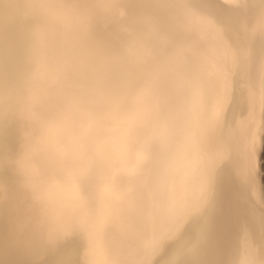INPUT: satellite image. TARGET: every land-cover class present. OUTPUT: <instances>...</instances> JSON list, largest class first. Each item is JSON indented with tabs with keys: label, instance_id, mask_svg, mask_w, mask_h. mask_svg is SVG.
I'll return each mask as SVG.
<instances>
[{
	"label": "bare ground",
	"instance_id": "bare-ground-1",
	"mask_svg": "<svg viewBox=\"0 0 264 264\" xmlns=\"http://www.w3.org/2000/svg\"><path fill=\"white\" fill-rule=\"evenodd\" d=\"M262 128L264 0H0V264H264Z\"/></svg>",
	"mask_w": 264,
	"mask_h": 264
},
{
	"label": "snow or ice",
	"instance_id": "snow-or-ice-1",
	"mask_svg": "<svg viewBox=\"0 0 264 264\" xmlns=\"http://www.w3.org/2000/svg\"><path fill=\"white\" fill-rule=\"evenodd\" d=\"M260 137V146H259V151L260 154L262 152V148H264V128L261 129L259 133ZM257 150V145L256 142H253V151L255 152ZM260 169H262V162H260L259 165ZM258 179H264V173H261L257 171L255 163L252 164L251 169L247 172L246 174V181H247V187H248V192L249 195L251 196L253 190L256 189L257 187V180ZM261 201L264 202V189H261Z\"/></svg>",
	"mask_w": 264,
	"mask_h": 264
}]
</instances>
